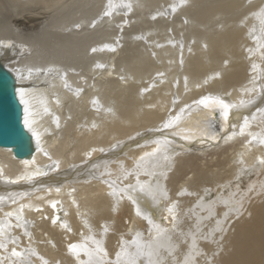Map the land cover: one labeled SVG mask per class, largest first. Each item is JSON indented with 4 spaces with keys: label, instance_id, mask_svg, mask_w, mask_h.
I'll use <instances>...</instances> for the list:
<instances>
[{
    "label": "bare ground",
    "instance_id": "1",
    "mask_svg": "<svg viewBox=\"0 0 264 264\" xmlns=\"http://www.w3.org/2000/svg\"><path fill=\"white\" fill-rule=\"evenodd\" d=\"M0 18L35 148H0V264H127L137 237L139 264H264V0H0Z\"/></svg>",
    "mask_w": 264,
    "mask_h": 264
},
{
    "label": "water",
    "instance_id": "2",
    "mask_svg": "<svg viewBox=\"0 0 264 264\" xmlns=\"http://www.w3.org/2000/svg\"><path fill=\"white\" fill-rule=\"evenodd\" d=\"M16 75L0 57V148L13 151L16 159L34 155L33 135L26 128L24 103Z\"/></svg>",
    "mask_w": 264,
    "mask_h": 264
},
{
    "label": "snow or ice",
    "instance_id": "3",
    "mask_svg": "<svg viewBox=\"0 0 264 264\" xmlns=\"http://www.w3.org/2000/svg\"><path fill=\"white\" fill-rule=\"evenodd\" d=\"M106 14H107V13H106ZM94 51H95V49H94ZM212 101H214L215 103L221 104L225 110H228V109H230V108L232 107V105L224 104V102H223L222 100H220L219 98H213V97H207V98H204V99H202L201 101H199V103L202 104V105H204L205 107H207L208 104H209V102H212ZM179 119H180V117L177 116V117L175 118V121H170L169 123L165 124V127H166V128H167V127H174L176 121H179ZM225 119H227V111H225ZM25 123L27 124V120L25 121ZM157 143H158V142H157ZM161 151H162V149L158 147V148L155 150V152L152 154V156H156V155H157L159 152H161ZM147 158H148V157H141V158H140L141 163H143V161H144L145 159H147ZM137 167H139V165H138ZM110 187L113 188V190H114V191H113V194H114V195L119 191V189H117V188L115 187V184H114V183H110ZM136 187H140L141 191L144 190L143 186L139 185V182H138V184H137ZM125 191H127V190H125ZM130 198H131V197H130ZM169 211H171V209H169ZM137 214H138V215H142V213H141V211H140L139 208H137ZM18 219H19V217H18ZM149 222H150V223L153 222V221L151 220V218H149ZM156 231H157V233H159V234H163L164 229H163L162 227H160V226H157ZM0 235H5V233L3 232L2 229H0ZM139 239H140L139 237L134 238L133 241L131 242L133 245H136V246H137V251H136V253H135L134 258H133L131 261H128L127 264H139V258L143 257V255H144V248L140 246V244H139ZM0 247H3V244H0ZM71 247H72V250H76V249H77V246H76V245H72ZM147 247H148L149 249H152L153 245L149 244V245H147ZM97 249H98V251H101V252L103 251V248H102V246L99 244V242H97ZM13 255H14V256H19L20 253H18V252H13ZM89 255L91 256L92 254L89 253ZM120 255H121L120 253L117 254L118 264H119V258H120ZM123 255H124L125 257H127V256L129 255V253L125 250V251L123 252ZM152 255H153V253H152L151 251H149L148 256H147V264H157L156 261L152 260V258H151ZM89 264H105V262H104V260L101 259V258L92 257V258L89 260Z\"/></svg>",
    "mask_w": 264,
    "mask_h": 264
},
{
    "label": "rangeland",
    "instance_id": "4",
    "mask_svg": "<svg viewBox=\"0 0 264 264\" xmlns=\"http://www.w3.org/2000/svg\"><path fill=\"white\" fill-rule=\"evenodd\" d=\"M201 5H204V4H201ZM1 19V18H0ZM134 59V58H133ZM130 62H133L134 63V60L132 61V60H130ZM222 122V121H221ZM222 124H223V122H222ZM214 135V134H213ZM151 167V166H150ZM262 183L263 182H261L260 183V186L262 185ZM239 188V185L237 184V189ZM242 188L244 189V190H246L248 187H247V183L245 184V186H242ZM231 190H237L236 188H230ZM245 199H247L246 197H245Z\"/></svg>",
    "mask_w": 264,
    "mask_h": 264
}]
</instances>
